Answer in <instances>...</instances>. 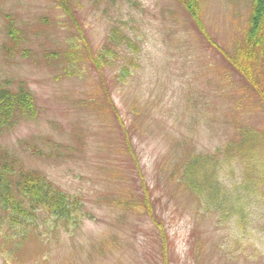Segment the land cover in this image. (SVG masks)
<instances>
[{
  "label": "rangeland",
  "instance_id": "374dc122",
  "mask_svg": "<svg viewBox=\"0 0 264 264\" xmlns=\"http://www.w3.org/2000/svg\"><path fill=\"white\" fill-rule=\"evenodd\" d=\"M200 1L193 17L180 0H0V87L36 111L1 131L0 157L77 202L68 224L37 210L13 228L0 209V264H264V202L216 214L180 182L192 158L264 135L227 58L249 1ZM218 159L235 193L246 176Z\"/></svg>",
  "mask_w": 264,
  "mask_h": 264
},
{
  "label": "trees",
  "instance_id": "16d2710c",
  "mask_svg": "<svg viewBox=\"0 0 264 264\" xmlns=\"http://www.w3.org/2000/svg\"><path fill=\"white\" fill-rule=\"evenodd\" d=\"M55 1L68 11L69 0ZM180 1L191 15L196 17V6L199 3L200 7L201 1ZM248 1L251 10L248 27L237 44L235 53L227 58L234 69L253 87L259 102L264 106V0ZM117 38L114 32L111 39ZM20 95L21 93L18 98L17 94L14 95L0 87V133L16 124L17 117L33 118L36 115L33 98L30 95ZM219 150L220 155L226 157L229 169L238 161L240 176H246L247 182L236 185L235 193L232 191L230 194L219 180V155L209 156L207 159L198 156L192 158L185 165L180 182H184L191 193L201 200L200 205H204L211 212L217 214V206L227 210L229 217H243L244 214L239 210H243L244 206L239 207L238 203H248L247 199L254 195L257 199L250 205L264 202V194L257 189L264 184V135L253 129L243 130L240 140L229 142ZM4 160L5 158L0 157V209L11 227L31 222L37 210L47 213L58 222L69 223L74 205L77 208V202L47 184L38 173H24L18 166L14 167L12 163ZM240 192L241 195H236ZM260 195L263 200H260ZM27 204L30 205L31 211L25 207ZM226 220L224 218V221Z\"/></svg>",
  "mask_w": 264,
  "mask_h": 264
}]
</instances>
